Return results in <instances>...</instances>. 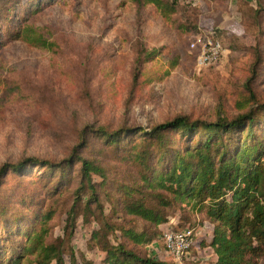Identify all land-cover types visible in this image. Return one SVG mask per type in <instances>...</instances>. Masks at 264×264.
I'll return each mask as SVG.
<instances>
[{
	"label": "rangeland",
	"instance_id": "rangeland-1",
	"mask_svg": "<svg viewBox=\"0 0 264 264\" xmlns=\"http://www.w3.org/2000/svg\"><path fill=\"white\" fill-rule=\"evenodd\" d=\"M251 10L245 0H177L164 19L155 6L130 0H0V169L6 165L0 230L14 228L12 220L21 216L24 230H39L36 216L50 211L47 242L63 241L64 264H100L91 233L103 222L150 238L146 246H135L116 231L111 243L179 264L162 235L191 227L196 241L182 263L214 264L207 246L211 229L201 215L169 208L163 211L166 222L155 228L126 213L123 190L142 184L130 159L134 142L143 137L138 130L148 132L177 116L214 122L244 112L238 107L247 98L244 84L256 54L264 59V12L256 28ZM209 31L224 55L213 67H198L189 43L194 34ZM251 87L264 102V60ZM119 130L127 131L111 143ZM169 137L172 148L183 141L177 132ZM76 153L102 171L92 184L106 222L97 203L84 210L88 195L78 192L80 164L65 166ZM24 161L22 170H8ZM74 204L78 217L69 237L65 226Z\"/></svg>",
	"mask_w": 264,
	"mask_h": 264
},
{
	"label": "trees",
	"instance_id": "trees-1",
	"mask_svg": "<svg viewBox=\"0 0 264 264\" xmlns=\"http://www.w3.org/2000/svg\"><path fill=\"white\" fill-rule=\"evenodd\" d=\"M130 1L155 6L164 19H169L177 4V0ZM245 2L252 9V21L258 28L264 12L263 0ZM256 55L251 76L244 84L247 98L238 102L239 110L243 113L230 120L218 117L214 122L191 121L185 116H177L148 132L138 130L143 137L134 142L131 148L130 159L139 168L142 184L123 190L122 205L126 213L155 228L166 222L167 215L163 211L169 208L178 207L182 213L187 211L201 215L202 221L211 229L212 237L207 246L216 257L214 264H264V102L258 101L251 87L264 59L261 53ZM125 131L113 133L111 143H117L115 139ZM173 132H177L183 140L178 148L170 147L169 135ZM98 133L107 135L104 129ZM83 135L82 145H85ZM28 161L8 166V170H22ZM73 163L80 164L78 192L81 197L88 195L82 201L84 210L90 211L91 203L99 205L92 176H102V171L77 153L65 166ZM5 167L0 169V178L4 175ZM52 168V165L45 164L44 169ZM146 196L151 203H148ZM75 208L74 204L68 211L65 227L69 229V237L74 232L78 217ZM99 209L101 220L106 222L102 206L99 205ZM36 217L39 230H24L22 225L25 220L22 216L12 220L10 225H14V228L0 230V264H22L28 256L33 257L31 264H64L63 241L47 242L51 212ZM180 220L189 222L182 216ZM36 222L32 224L33 227ZM116 231L121 232L122 240L135 246H146L150 241L144 232L138 233L124 227L115 229L103 222L101 228L91 233L93 249L101 253L100 264H175L142 256L127 248L123 242L111 243L109 235ZM17 238L22 239L17 242ZM9 242L14 243L11 248H7ZM70 259L73 260L72 256Z\"/></svg>",
	"mask_w": 264,
	"mask_h": 264
},
{
	"label": "built area",
	"instance_id": "built-area-1",
	"mask_svg": "<svg viewBox=\"0 0 264 264\" xmlns=\"http://www.w3.org/2000/svg\"><path fill=\"white\" fill-rule=\"evenodd\" d=\"M189 49L191 52H196L198 67H213L224 55L223 45L215 31L194 34L190 40ZM162 238L166 251L181 264L194 247L196 232L191 227L172 229L166 231Z\"/></svg>",
	"mask_w": 264,
	"mask_h": 264
},
{
	"label": "crops",
	"instance_id": "crops-1",
	"mask_svg": "<svg viewBox=\"0 0 264 264\" xmlns=\"http://www.w3.org/2000/svg\"><path fill=\"white\" fill-rule=\"evenodd\" d=\"M95 264H98V263H95Z\"/></svg>",
	"mask_w": 264,
	"mask_h": 264
}]
</instances>
